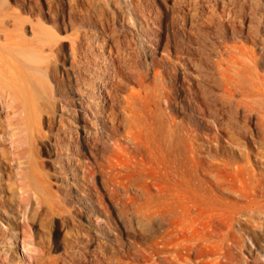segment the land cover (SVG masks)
<instances>
[{
  "label": "rangeland",
  "instance_id": "rangeland-1",
  "mask_svg": "<svg viewBox=\"0 0 264 264\" xmlns=\"http://www.w3.org/2000/svg\"><path fill=\"white\" fill-rule=\"evenodd\" d=\"M179 1L0 0V264H167L161 261L214 257L223 264H264V196L255 197L258 206L249 202L230 175V164H241L254 179L264 176V130L256 113L243 115L237 106L246 95L264 112V93L252 86L264 78V42L255 40L264 39V0H206L210 10L205 0ZM241 53L250 64L239 60ZM28 55L46 72L47 86L37 97L40 119L22 111L12 85L25 62L35 72ZM97 84L107 88L97 91ZM129 124L139 126L137 139L126 135ZM160 156L170 160L167 168ZM157 183L166 193L183 194L159 199ZM196 200H203V217L214 211L216 230L200 226L204 233L182 236L175 224L184 214L189 219L191 207L197 212ZM160 205L164 220L175 218L174 227L173 219L160 228L153 222ZM219 219L230 227L219 226ZM185 235L200 238L187 249Z\"/></svg>",
  "mask_w": 264,
  "mask_h": 264
},
{
  "label": "bare ground",
  "instance_id": "bare-ground-1",
  "mask_svg": "<svg viewBox=\"0 0 264 264\" xmlns=\"http://www.w3.org/2000/svg\"><path fill=\"white\" fill-rule=\"evenodd\" d=\"M179 1V0H178ZM181 1V0H180ZM179 1V2H180ZM195 1V0H194ZM193 1V2H194ZM204 1V0H203ZM211 1V0H210ZM217 1L218 0H216V3H217ZM225 1V0H224ZM229 1V0H228ZM176 2V1H175ZM185 2V4H186V1H184ZM188 3L187 4H190L189 3V1H187ZM192 2V3H193ZM196 2V1H195ZM205 2H206V0H205ZM212 2V1H211ZM219 2V1H218ZM222 2V5H224V4H226V3H224L223 1H221ZM177 3V2H176ZM175 3V4H176ZM191 3V4H192ZM215 3V2H214ZM215 3V4H216ZM224 3V4H223ZM178 4V3H177ZM184 4V3H183ZM187 4H186V6H187ZM194 4V3H193ZM198 4H200V3H198ZM209 4V2H206V5H205V3H204V5L205 6H209L208 5ZM212 4V3H211ZM196 5V4H195ZM213 5V4H212ZM211 5V7H214V6H212ZM179 6V5H178ZM184 6V5H183ZM190 6V5H189ZM192 6V5H191ZM225 6V5H224ZM196 7H199V6H194V9L197 11L198 9H196ZM200 7H202V6H200ZM219 7V6H218ZM230 7V6H229ZM188 8V7H187ZM190 9L192 8L193 9V6L192 7H189ZM188 8V9H189ZM215 8H216V5H215ZM203 9H204V7H203ZM208 9H209V7H208ZM212 9V8H211ZM214 9V8H213ZM227 10H228V8H226ZM202 10V9H201ZM200 10V11H201ZM210 10V9H209ZM208 10V11H209ZM215 10V9H214ZM214 10H211V12L213 11V13L212 14H214ZM194 10H192V12H193ZM216 11V10H215ZM232 11V10H231ZM225 12V11H224ZM233 12V11H232ZM232 12H228V13H230L231 15H234V13H232ZM235 12V11H234ZM238 12V10H236V13ZM194 13H196V12H194ZM202 13H204V12H202ZM207 13V12H206ZM210 13V12H209ZM217 13V12H216ZM227 13V12H226ZM235 13V14H236ZM239 13H240V11H239ZM239 13H237V17H238V14ZM198 14V13H197ZM211 14V13H210ZM193 15V14H192ZM215 15V14H214ZM213 15V16H214ZM218 16L217 17H219V15L220 14H217ZM195 16H197L198 17V15H196L195 14ZM194 16V17H195ZM200 16V15H199ZM209 16V15H208ZM208 16H206V17H208ZM224 16V15H223ZM223 16L220 18V20H222V18H223ZM204 17V16H203ZM209 17H211V15L209 16ZM215 17V16H214ZM234 16H232L231 18H233ZM242 17V16H241ZM230 18V19H231ZM239 18H240V15H239ZM225 19V18H224ZM227 19V18H226ZM229 19V18H228ZM227 19V20H228ZM207 20V19H206ZM209 21H212V20H210V19H208ZM219 20V21H220ZM239 20V19H238ZM234 21H236V20H234ZM212 22H214V21H212ZM225 22H227V21H225ZM229 22H230V20H229ZM228 22V23H229ZM220 23V22H219ZM232 23H234V22H232ZM236 23V22H235ZM221 24V23H220ZM230 26H232V25H230ZM234 28V27H233ZM232 28V29H233ZM197 32V31H196ZM5 38L6 39H8L7 38V36L5 35ZM9 40H11V38L9 39ZM15 40V39H14ZM25 40V39H24ZM255 40H257V41H259V42H261V43H263L264 42V39L262 40V39H256L255 38ZM17 41V40H16ZM15 41V42H16ZM13 42V41H12ZM12 42H11V44H12ZM10 43V42H9ZM23 43V42H22ZM25 43V42H24ZM13 44H14V42H13ZM24 45V44H23ZM26 45V44H25ZM254 47V46H253ZM74 49V48H73ZM247 50H249V49H247ZM246 50V51H247ZM252 50H254V49H252ZM252 50H250V51H252ZM238 52V51H237ZM243 52H244V50H243ZM25 53V52H24ZM27 53V52H26ZM222 53V52H221ZM247 53V52H246ZM250 53V52H249ZM249 53H247L248 55H251V53L249 54ZM233 54V53H232ZM231 54V55H232ZM240 54V53H239ZM242 55H243V53H241ZM15 55V54H14ZM238 55V54H237ZM236 55V56H237ZM29 56V59H30V61L31 62H33V64H35V67H36V69H35V72H31V71H28L29 69H30V65H29V63L27 64V62H25L24 63V65H25V68H26V70H24V68L22 69L21 67L20 68H18L17 69V77H15V79H13L12 80V82H13V88H14V92H16L17 94H18V98H19V100H20V103H21V106H23L24 108L22 109V111H24V112H26L25 114H31L30 115V117L33 115L34 116V118H38V119H40V117L42 116V114H43V112H42V109L43 108H41L40 107V105L38 104V102H37V97L39 96V93H40V91L43 89V80H44V77H45V74H46V72H44L43 70H42V67H40L41 65L39 64L40 62H41V60L39 59V58H36V57H34V56H32V55H28ZM239 56L240 55H238L237 57H236V59H237V61H238V59H239ZM23 57V56H22ZM230 57H232V56H230ZM229 57V58H230ZM233 57H235V55L233 56ZM245 57L246 58H244V55H243V57L242 58H240L239 60H242L243 58H244V61L242 62V63H244L246 60L248 61V59H247V55L245 54ZM252 57V56H251ZM255 57V56H254ZM18 58V57H17ZM228 58V59H229ZM250 58V57H249ZM253 58V57H252ZM251 58V59H252ZM263 58V57H262ZM19 59V58H18ZM18 59L16 60V61H18ZM27 59V58H26ZM235 59V58H234ZM233 59V61H236V59L234 60ZM258 59V58H257ZM230 60V59H229ZM250 60V59H249ZM253 60V59H252ZM251 60V61H252ZM256 60V59H255ZM220 61H222V60H220ZM228 61V60H227ZM231 62H232V60H230ZM230 61H229V64H230ZM240 62V63H241ZM250 61H248V63H249ZM253 62V61H252ZM255 62V61H254ZM14 63V62H13ZM23 63V62H22ZM235 63H237V62H234L233 63V65L235 64ZM241 63V64H242ZM245 63H247V62H245ZM247 63V64H248ZM257 63V62H256ZM255 63V64H256ZM5 64V63H4ZM18 67H19V64H17V62L15 63ZM228 64V63H227ZM228 64V65H229ZM250 64V63H249ZM252 64H254V63H252ZM254 64V65H255ZM6 65V64H5ZM2 66H4V65H2ZM32 66V65H31ZM225 66H226V64H225ZM235 66V65H234ZM237 66H238V64H237ZM243 67H244V64L242 65ZM33 67L34 66H32V69H33ZM34 67V68H35ZM220 67V66H219ZM227 67H229V66H227ZM240 67H241V65H240ZM239 66L237 67L238 69L240 68ZM247 67V66H246ZM245 67V68H246ZM47 68V67H46ZM232 68V67H231ZM254 68V67H253ZM228 69V68H227ZM235 70H236V67L234 68ZM244 69V68H243ZM252 69V68H251ZM250 69V70H251ZM31 70V69H30ZM247 70V69H246ZM228 71H229V69H228ZM243 71H245V70H243ZM242 71V72H243ZM15 72V73H16ZM241 73V72H240ZM239 73V74H240ZM248 72L246 71V74H247ZM241 74H244V73H241ZM245 74V75H246ZM252 74H253V72H252ZM251 74V75H252ZM259 74V73H258ZM80 75V74H79ZM257 75V74H256ZM255 75V76H256ZM254 76V75H253ZM259 76V78H260V74L258 75ZM257 76V77H258ZM241 77H243V75H241ZM241 77H240V79H241ZM14 78V77H13ZM100 78V77H99ZM244 78V77H243ZM242 78V79H243ZM256 78V77H255ZM102 79V78H101ZM245 79H246V77H245ZM0 80H1V77H0ZM81 80V79H80ZM255 80V79H254ZM99 81H101V80H99ZM98 81V82H99ZM241 81V80H240ZM239 81V82H240ZM246 81V80H245ZM105 82V81H104ZM242 82V81H241ZM248 82H249V80H248ZM247 82V83H248ZM107 83V82H106ZM246 83V84H247ZM248 84H250V83H248ZM0 85H1V81H0ZM96 85V84H95ZM251 85V84H250ZM44 86L46 87L47 85H45L44 84ZM87 86V85H86ZM247 86V85H246ZM253 87H255L257 90H261L263 93H264V78L262 77V79H261V81L260 82H258V81H254L253 82V85H252ZM101 87H103V89H105V87L106 86H104L103 84H100L99 86H98V84H97V86H94V88L95 89H97V91H99V89L101 88ZM87 88V87H86ZM107 88V87H106ZM255 88H254V90L253 91H255ZM2 89V88H1ZM48 89V88H47ZM88 89V88H87ZM90 89V88H89ZM246 89H248V87H246ZM250 89H251V87H250ZM241 90V89H240ZM108 91V90H107ZM252 92V91H251ZM262 92L261 93H259V92H257L256 91V93H257V97H256V95H255V98H258V94H262ZM132 93V92H131ZM138 93V92H137ZM229 93V92H228ZM232 93V92H231ZM253 93V92H252ZM99 94H100V97L102 98V103H104V104H106V105H109L110 104V101H106V98L101 94V92H99ZM109 94V93H108ZM133 94V93H132ZM247 94H248V92H247ZM254 94V93H253ZM105 95V94H104ZM130 95V94H129ZM137 95V94H136ZM232 95V94H231ZM249 96H251V97H253V95L252 94H248ZM230 96V95H229ZM262 96V95H261ZM89 97H93V92L92 91H89ZM133 96H128L127 97V99L128 98H130L131 99V102L133 101L132 98ZM135 97V96H134ZM142 97V96H141ZM245 97H246V95L245 96H242L241 97V100H239V101H237V106H239L240 107V110H241V113L243 114V115H248V114H250V113H252V112H254V113H256L257 114V118H256V122H257V125L259 126V128H260V130H264V127H263V116H264V112H262L261 110H257V109H259V108H255V106H257V105H255V104H258V101L256 102H254V104H250L249 102H247L246 100H247V98L245 99ZM254 98V99H255ZM253 99V100H254ZM129 100V99H128ZM251 100V99H250ZM253 100H251L250 102H252ZM258 100H259V98H258ZM136 101V100H135ZM138 102V101H137ZM127 105H125V106H130V101H127ZM131 104H133L134 105V101H133V103H131ZM133 105H131V106H133ZM136 105V104H135ZM135 105H134V107H135ZM262 105H264V104H262ZM261 105V106H262ZM138 106V105H137ZM260 106V108H262ZM124 107V106H123ZM125 108V107H124ZM133 108V107H132ZM131 109V108H130ZM263 109H264V107H263ZM26 110H28V111H26ZM129 110V109H128ZM124 111H126V110H124ZM102 112V111H101ZM130 112V114H132L131 112H132V110H130L129 111ZM261 112V113H260ZM139 113V112H138ZM44 114H46L47 115V113H44ZM129 114V115H130ZM144 114V113H143ZM260 114V115H259ZM46 115H44V116H46ZM125 115V114H124ZM29 116V115H28ZM32 116V117H33ZM256 116V115H255ZM150 117V116H149ZM128 118H129V116H128ZM130 118H131V116H130ZM142 118H144V117H142ZM146 118V117H145ZM144 118V119H145ZM154 118V117H153ZM247 118V117H246ZM50 120V119H49ZM129 120V119H128ZM245 120H247V119H245ZM42 121V120H41ZM40 121V122H41ZM124 121V120H123ZM126 121V120H125ZM135 121H136V119H135ZM140 121H141V119H140ZM139 121V122H140ZM137 122H138V120H137ZM134 123V122H133ZM142 123V122H141ZM143 123H144V121H143ZM146 123H148V122H146ZM146 123H144V124H146ZM154 123V122H153ZM256 124V123H255ZM130 125V126H129ZM128 126V128L126 129V131L125 132H127V136L129 135H131L132 137H133V139H137L136 138V136H135V130H136V132H137V130L138 131H141L138 127H137V125L136 126H134L133 124H129ZM141 125V124H140ZM148 125V124H147ZM245 125V124H244ZM114 126V125H113ZM126 126V125H125ZM147 127V126H146ZM248 126H246V128H247ZM152 128V127H151ZM155 129H156V127H154ZM242 128V127H241ZM245 128V127H244ZM153 129V128H152ZM152 129H150L151 131H153ZM247 129H249L250 130V128H247ZM258 129V128H257ZM143 130V129H142ZM232 130V129H231ZM234 130V129H233ZM244 130V129H243ZM252 130V129H251ZM147 131V130H146ZM158 131V130H157ZM160 131V130H159ZM158 131V132H159ZM233 132V131H232ZM261 132V131H260ZM31 133V132H30ZM140 133V132H139ZM146 133V132H145ZM148 133V132H147ZM146 133V134H147ZM154 133V132H153ZM263 133H264V131H263ZM134 134V135H133ZM149 134V133H148ZM241 134V133H240ZM250 134H251V132H250ZM151 135V134H150ZM153 136V135H152ZM151 136V137H152ZM160 136V135H159ZM257 136V135H256ZM154 137V136H153ZM156 137V136H155ZM158 137V136H157ZM170 137V136H169ZM250 137V136H249ZM255 137V136H254ZM262 137H264V135L262 136ZM31 138V137H30ZM142 138H143V136H142ZM160 138H162V137H160ZM133 139H132V141H133ZM152 139V138H151ZM157 139V138H156ZM234 139H236V138H234ZM172 140V139H171ZM264 140V139H263ZM136 141V140H135ZM143 141V140H142ZM154 141V140H153ZM164 141V140H163ZM156 142V141H155ZM161 142V141H160ZM173 142V141H172ZM258 142V141H257ZM261 142V141H260ZM136 143V142H135ZM159 142H157V144H158ZM164 143V142H163ZM151 144V143H150ZM156 145V144H155ZM154 145V146H155ZM166 145V144H165ZM177 145V144H176ZM175 145V146H176ZM147 146H148V143H147ZM154 146H152L151 148H156V146H160V145H156L155 147ZM163 144H162V142H161V146L159 147L160 149H162V150H164L165 151V146H163ZM169 146V145H168ZM171 146V145H170ZM179 146V145H178ZM258 146H260V144H258ZM262 146V145H261ZM135 147H136V145H135ZM162 147V148H161ZM137 149V148H136ZM160 149H158V150H160ZM184 149V148H183ZM161 150V151H162ZM167 150V149H166ZM170 150V149H169ZM168 150V151H169ZM172 150V153H173V150L174 149H171ZM180 150V149H179ZM150 152L151 151H153L152 149H150L149 150ZM168 151H166V153H167V155H168ZM261 151V150H260ZM262 151H264L263 149H262ZM175 152V151H174ZM180 152V151H179ZM181 152H183V150L181 151ZM171 153V152H170ZM169 153V154H170ZM171 153V154H172ZM264 153V152H263ZM151 154V153H150ZM155 154H156V152H155ZM170 154V155H171ZM153 155H154V152H153ZM157 155V154H156ZM158 155H160L159 153H158ZM162 155V154H161ZM164 155V154H163ZM162 155V156H163ZM263 155V154H262ZM150 156V155H149ZM155 156V155H154ZM165 156V155H164ZM162 157V158H165V157ZM169 156V155H168ZM175 156H177V155H175ZM2 157H3V154H2ZM156 157V156H155ZM154 157V158H155ZM171 157V156H170ZM150 158H153L152 156H150ZM157 158V160H158V156L156 157ZM167 158V157H166ZM169 158V157H168ZM160 159H161V156H160ZM172 159V158H171ZM156 160V159H155ZM154 159H153V162L155 161ZM161 161H163L164 162V164H162V163H159L160 165L162 164L163 166L162 167H164V168H167L166 167V165L167 164H170L169 162H170V160H168L167 161V159H166V161L165 160H163V159H161ZM175 161V160H174ZM159 161H157L156 163H154V164H152V165H154L155 166V164H157ZM166 163V164H165ZM151 165V164H150ZM152 165L150 166V168H152ZM160 165H158L159 166V169H160ZM230 165H232V171L230 172V175L232 174L234 177H235V181H237V184H236V186L234 187V188H236V190L238 191V192H240V194H242L243 195V198L245 197V198H247L248 200H249V202H254V200L256 199L255 197H257V195H262V196H264V180L262 179V178H253V176L251 177L247 172H245V170H244V168H243V166H241V164L239 165V164H230ZM157 166V165H156ZM157 166V167H158ZM169 168V167H168ZM171 168H173V167H171ZM153 170H151V171H153L154 172V169L155 168H152ZM90 170V169H89ZM162 170H163V168H162ZM170 170V169H169ZM174 170H176L175 168H174ZM173 170V171H174ZM181 170H183V169H181ZM87 172H89V171H87ZM157 172H159V171H157ZM162 171L160 170V173H161ZM168 172L169 171H167V172H165V179L167 178V180H170L171 181V179H172V175H173V173H172V175L171 176H169V174H168ZM152 173V172H151ZM160 173L158 174V175H160ZM179 174V173H178ZM245 175H246V177H245ZM153 176H155V174L153 173ZM152 176V177H153ZM156 176H157V174H156ZM179 176V175H178ZM158 177V176H157ZM163 177V178H164ZM175 179H176V176H173ZM159 178V177H158ZM161 179V178H160ZM165 179H164V181H165ZM186 179V178H185ZM184 179V180H185ZM237 179V180H236ZM163 180V179H162ZM161 180V181H162ZM160 181V180H159ZM163 181V182H164ZM177 181V180H176ZM187 181L189 182V180L187 179L186 181H185V183H187ZM157 182V181H156ZM155 182V183H156ZM162 182V183H163ZM183 182V181H182ZM155 183H153V184H155ZM167 183V182H166ZM168 183H170V182H168ZM175 182H173V183H170L172 186H173V184H174ZM158 184V183H157ZM178 184V183H177ZM182 184V183H181ZM156 185V184H155ZM163 185H165V184H163ZM183 185V184H182ZM166 186V185H165ZM168 186V185H167ZM188 186V185H187ZM156 188H157V186H155ZM170 187V186H169ZM192 187V186H191ZM230 187V186H229ZM229 187L227 188V189H229ZM190 188V187H189ZM194 188V187H193ZM158 190H156V191H158V193H157V195L156 196H158L159 197V199H163V197L164 196H166V197H170L172 194L171 193H166V190H164V187H162V186H160L159 184H158V188H157ZM172 189H170V191H171ZM181 190V189H180ZM193 190V189H192ZM191 190V191H192ZM234 190V189H233ZM233 191V192H237V191ZM169 191V192H170ZM184 191V190H183ZM197 191V190H196ZM195 191V192H196ZM199 191H201V190H199ZM172 192V191H171ZM187 192V191H186ZM237 192V193H238ZM173 193V192H172ZM188 193V192H187ZM190 193V192H189ZM197 193H198V191H197ZM200 193V192H199ZM202 193V192H201ZM199 194V195H204V194ZM175 194V193H174ZM172 195V196H177L178 198H180L179 196H180V194H183V192L182 193H180V194H178V193H176L175 195ZM193 194H195V193H193ZM240 194H239V196H240ZM195 195H197L198 197L197 198H200V196L198 195V194H195ZM241 195V196H242ZM186 196H188L187 194H186ZM192 196V195H191ZM205 196V195H204ZM204 196L203 197H201V198H204ZM240 196V197H241ZM155 197V196H154ZM166 197H165V200H163V202H161V203H165L164 201H166ZM182 197V196H181ZM194 197V196H193ZM174 198H176V197H174ZM182 198H184V197H182ZM242 198V197H241ZM168 199V198H167ZM169 199H171V198H169ZM167 200V203H169V201L170 200ZM177 199V198H176ZM206 199V198H205ZM258 199V198H257ZM178 200V199H177ZM204 200V199H203ZM202 200V201H203ZM173 201H175V200H172V202ZM202 201H201V203H199L198 204V202H197V200H196V202H197V204H192V205H194L193 207H195V210L197 211V212H195V214H192L193 212L191 211V204H190V210L189 211H186V213L187 212H189V213H187V216H189V214H190V216H189V219H188V217H186V215L184 214V213H182V214H184V216L185 217H178L179 218V220H178V222H177V224H175L174 222L176 221L175 220V218L173 217V216H171L172 215V213H170V212H168V213H170L169 215L171 216V219H173V222L172 223H168L169 225H170V228H172V227H174V225L172 226L171 224H175V227L177 228V229H179V231L181 232V234L180 235H182V236H184L183 235V233L184 234H187V231H191V233H193V234H200V232H203V230H202V227H200V226H203L204 228H206L207 229V226L209 225V226H211V228H213L214 229V231L216 230V228H214V226H213V220H214V218H213V215H214V211L209 215V219H208V215L206 216L207 217V219L206 218H204L201 214V212H203L202 210H203V206H200V204H202ZM258 202H259V200H257ZM256 201V202H257ZM264 201V200H263ZM263 201H260V202H263ZM159 202H160V200H159ZM159 202H157L158 204H159ZM171 202V201H170ZM181 202V201H180ZM189 202V201H188ZM192 202V201H191ZM249 202H248V204H249ZM259 202V203H260ZM177 202L175 201V204H176ZM206 203V202H205ZM205 203H204V205H205ZM171 204V203H170ZM173 204V203H172ZM207 204V203H206ZM253 204V203H252ZM254 204H255V202H254ZM253 204V205H254ZM187 206H189V204H186ZM186 205L184 206V207H186ZM212 205H214V207L215 208H219V206L217 207V206H215V203L214 204H212ZM211 205V206H212ZM250 205V204H249ZM256 205V204H255ZM259 205V204H258ZM258 205H256V206H258ZM264 204H260V207L261 206H263ZM157 206V205H156ZM167 206V205H166ZM181 206V205H180ZM208 206L209 205H207V208H208ZM163 207L164 206H162V205H160L159 206V209H158V214L157 215H155V217L154 218H152V220L154 219L155 220V218H156V220H158V224H156V225H159V228L160 227H162L163 226V224H162V222H163V220H164V218H165V216L167 215V213L165 214L164 212H166L164 209H163ZM249 207V206H248ZM255 207V206H254ZM154 208H156V207H154ZM176 208V207H175ZM187 208H189V207H187ZM186 208V209H187ZM205 208H206V206H205ZM210 208V207H209ZM215 208H213V206H212V208L211 209H214L215 210ZM252 208V207H251ZM255 208H257V207H255ZM259 208V207H258ZM263 207H261V210H263L262 209ZM171 209V208H170ZM172 209H173V211H174V208L172 207ZM176 209H179L178 207L176 208ZM182 209H184V208H182ZM202 209V210H201ZM220 209V208H219ZM155 210H157V208L155 209ZM155 210H154V212H155ZM167 210V209H166ZM168 210H169V208H168ZM167 210V211H168ZM206 210H208V209H206ZM222 210L223 209H220V210H218V211H220V212H222ZM226 210V209H225ZM260 210V209H259ZM171 211V210H170ZM176 211V210H175ZM175 211H174V213H175ZM217 211V210H216ZM252 211H255V209H253ZM154 212H152L151 211V213H154ZM172 212V211H171ZM204 212H205V210H204ZM210 212V211H209ZM208 212V213H209ZM257 212H258V210H257ZM256 211L254 212L255 214L257 213ZM151 213H149V214H151ZM178 213H180V212H178ZM215 213H218V212H215ZM224 213V212H223ZM260 213V212H259ZM256 214V215H262V214ZM261 213H264V212H262L261 211ZM176 214H177V212H176ZM181 214V213H180ZM206 214H207V212H206ZM146 215H147V213H146ZM196 215V216H195ZM218 215V214H217ZM221 215V214H220ZM169 216V217H170ZM177 216V215H176ZM182 216V215H181ZM202 216V217H201ZM215 216V219L217 220V216H216V214L214 215ZM225 215L223 214V217H224ZM260 216L258 217V218H260ZM144 218H145V216H143ZM151 217V216H150ZM152 217H153V214H152ZM173 217V218H172ZM220 217V216H219ZM151 218H149V220H150ZM171 219L169 218V219H166V220H170L171 221ZM206 219V220H205ZM226 219V218H225ZM228 219V218H227ZM154 220H153V222H154ZM166 220H164V221H166ZM175 220V221H174ZM215 220V221H216ZM167 221V222H168ZM228 222V220H225V222ZM152 222V221H151ZM218 223H219V226H220V224H222L223 223V225H224V220H221V219H219L218 221H217ZM217 222H215V223H217ZM226 222V223H227ZM164 223V222H163ZM214 223V224H215ZM217 223V224H218ZM225 223V224H226ZM230 223V222H229ZM228 223V226L230 225ZM154 224V223H153ZM167 224V223H166ZM217 224H216V227H217ZM162 225V226H161ZM155 226V225H154ZM217 227V228H221V227ZM222 226V225H221ZM146 227V226H145ZM152 227V226H151ZM156 227V226H155ZM167 226H165V228H166ZM226 227H227V224H226ZM230 227V226H229ZM229 227H227V228H229ZM175 228V229H176ZM158 230V227H156V228H154V230ZM162 229V228H161ZM167 230H168V227L166 228ZM165 229V230H166ZM174 229V228H173ZM173 229H172V235L171 236H169L170 237V239L171 238H174V236L176 235H174L173 236V234H174V232H173ZM176 229V230H177ZM205 229V230H206ZM212 229V230H213ZM155 230V231H156ZM164 230V231H165ZM170 230V229H169ZM222 230V229H221ZM229 230V229H228ZM159 231V230H158ZM162 231V230H161ZM175 231V230H174ZM179 231H177L178 233H179ZM160 232V231H159ZM176 232V233H177ZM228 232V231H227ZM227 232H226V234H227ZM204 233V232H203ZM166 234V233H165ZM164 234V235H165ZM192 234V235H193ZM229 234V233H228ZM163 235V236H164ZM188 236H189V234H187ZM187 235H185V237L187 236ZM203 235V234H202ZM202 235H200V236H202ZM264 235V234H263ZM162 236V237H163ZM188 236L184 239L183 237H182V239H183V241H184V243L187 245L188 243V248L187 247H185V248H187V249H189V247H192L191 245V239L193 238V241L196 239H198V238H200V237H195V236H193L192 238H188ZM259 236V235H258ZM261 236V235H260ZM177 237V236H176ZM190 237V236H189ZM161 238V237H160ZM195 238V239H194ZM237 238V237H236ZM165 239V238H164ZM179 239V238H178ZM181 239V240H182ZM241 239H242V237H241ZM166 240V239H165ZM200 240V239H199ZM198 240V241H199ZM161 242H162V240H160ZM170 241V240H169ZM175 241V243L174 244H176V240L174 239L173 240V242ZM178 241V240H177ZM182 241V242H183ZM192 241V242H193ZM198 241H196V242H198ZM201 241V240H200ZM236 241H238L237 239H236ZM164 242V241H163ZM180 242V241H179ZM179 242H177V243H179ZM255 242V241H254ZM162 244V243H161ZM174 244H172L171 243V245L173 246ZM182 243L180 242V245H181ZM176 245H178V244H176ZM184 245V244H183ZM165 246V245H164ZM169 246V245H168ZM194 246V245H193ZM196 246H197V243H196ZM229 246V245H228ZM240 246V245H239ZM166 247H167V244H166ZM180 247V246H179ZM161 249L160 250H162V248H164V247H160ZM193 248V247H192ZM166 249V248H165ZM167 249H168V247H167ZM170 249V248H169ZM159 249H158V251H160ZM169 252V251H168ZM158 253H160V252H158ZM162 253H164V250H163V252ZM161 253V254H162ZM174 254V253H173ZM171 255V254H170ZM172 256V255H171ZM174 256H176V253H175V255ZM218 257V256H217ZM231 257V256H230ZM234 257V256H233ZM263 257V256H262ZM162 258H163V256H162ZM161 258V259H162ZM165 258V257H164ZM170 258H172V257H170ZM174 258V257H173ZM172 258V259H173ZM184 258H185V256H184ZM186 258H188L187 256H186ZM160 259V260H161ZM176 258H174V260H175ZM236 259H237V256H236ZM165 260V259H164ZM208 260V261H207ZM206 260V262H202V261H189V259H182L181 261L179 260V261H161V263L162 262H164V263H167V264H223L222 263V261H219L220 259H218V258H216V257H214V259L212 258V260L213 261H209L210 259H207ZM254 261V260H253ZM103 262V261H102ZM104 263H105V261H104ZM108 262L106 261V264H107ZM99 264H100V261H99Z\"/></svg>",
  "mask_w": 264,
  "mask_h": 264
}]
</instances>
